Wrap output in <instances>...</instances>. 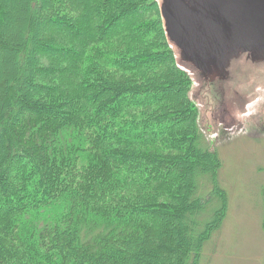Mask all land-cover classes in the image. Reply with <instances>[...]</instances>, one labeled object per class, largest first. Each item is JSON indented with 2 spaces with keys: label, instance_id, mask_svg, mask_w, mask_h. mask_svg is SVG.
<instances>
[{
  "label": "trees",
  "instance_id": "16d2710c",
  "mask_svg": "<svg viewBox=\"0 0 264 264\" xmlns=\"http://www.w3.org/2000/svg\"><path fill=\"white\" fill-rule=\"evenodd\" d=\"M157 9L0 0V264H199L222 164Z\"/></svg>",
  "mask_w": 264,
  "mask_h": 264
},
{
  "label": "water",
  "instance_id": "95a60500",
  "mask_svg": "<svg viewBox=\"0 0 264 264\" xmlns=\"http://www.w3.org/2000/svg\"><path fill=\"white\" fill-rule=\"evenodd\" d=\"M155 1L173 58L195 86L198 123L199 107L209 123L229 124L227 104L244 101L245 112L264 88V0Z\"/></svg>",
  "mask_w": 264,
  "mask_h": 264
},
{
  "label": "rangeland",
  "instance_id": "374dc122",
  "mask_svg": "<svg viewBox=\"0 0 264 264\" xmlns=\"http://www.w3.org/2000/svg\"><path fill=\"white\" fill-rule=\"evenodd\" d=\"M193 86L187 95L198 106ZM256 99L245 112L244 101L227 104L229 124L209 123L205 109L198 107L196 124L221 160L216 180L227 201L225 218L204 242L199 264H264V88L256 91ZM202 187L211 186L204 181Z\"/></svg>",
  "mask_w": 264,
  "mask_h": 264
}]
</instances>
